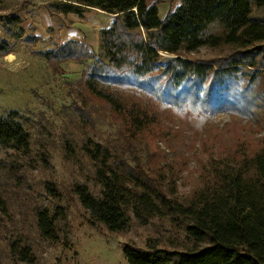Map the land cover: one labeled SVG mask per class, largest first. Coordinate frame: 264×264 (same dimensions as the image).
Instances as JSON below:
<instances>
[{"label": "trees", "instance_id": "16d2710c", "mask_svg": "<svg viewBox=\"0 0 264 264\" xmlns=\"http://www.w3.org/2000/svg\"><path fill=\"white\" fill-rule=\"evenodd\" d=\"M158 3L54 0L49 5V10L57 12L82 15L100 10L114 15L100 31L99 53L74 39L41 53L56 72L58 63L66 60L86 64L74 85L87 107L75 101L71 106L83 127H94L93 114L116 126V138L106 143L87 138L83 146L101 186L99 193L86 183H75L72 191L89 212L91 223L111 232L126 230L130 213L141 225L158 219L183 228L187 245L123 243L127 264H264V137L253 140L251 148L249 141L237 140L231 147L209 148L195 185L184 196L178 191L179 177L169 169L172 156L157 144L171 147L185 138L183 125L176 126L166 115L172 108L198 119L189 120L191 132L195 122L211 120L219 111L236 113L250 122L258 108L250 89L264 71V15L254 9L264 8V0H180L163 19ZM222 45L231 48L223 57L183 56L202 46ZM2 49L3 56L10 53L6 43ZM161 53L174 55L164 68L158 63ZM27 121L17 110L0 115V145L29 156V134L22 126ZM145 140L150 142V147L145 144L149 159L155 158L154 147L160 159L168 162L157 168L147 158H135L133 147L138 141L144 146ZM22 169L18 162L0 160V180L21 182ZM46 188L53 198L60 195L54 183ZM21 198L16 209H29L39 237L58 241L65 208L35 199L28 202L27 194L24 201ZM12 201L8 190H0L3 216L10 214ZM0 230L9 232V253L33 257L29 238L11 220L0 219Z\"/></svg>", "mask_w": 264, "mask_h": 264}, {"label": "rangeland", "instance_id": "374dc122", "mask_svg": "<svg viewBox=\"0 0 264 264\" xmlns=\"http://www.w3.org/2000/svg\"><path fill=\"white\" fill-rule=\"evenodd\" d=\"M53 1L0 0V115L17 110L27 116L28 121L22 122V126L29 134L31 145L29 156L0 145V160L18 162L23 166L19 174L21 182L0 180V190H8L13 196L10 214L3 216L0 212V219L11 220L19 227L21 234L29 238L33 252L30 259L12 255L6 248L9 232L0 230V264H127L122 253L123 243L141 247L155 244L167 248L187 245L189 242L183 228L167 221L153 219L141 225L130 213L128 227L122 232H111L100 223H91L89 212L72 191L75 183H86L93 193H99L101 186L94 178L93 163L83 146L87 138L101 143L116 138V126L93 114L97 119L94 127H83L71 106L75 101L87 107L82 103L81 95L78 96L80 89L74 85L86 64L66 60L58 63L60 70L56 72L41 53L71 39L81 41L91 52L99 53L100 31L106 27L110 16L95 10H87L82 15L49 10ZM178 1L158 0L162 15ZM254 11L264 15V8ZM4 43L10 52L5 56L1 52ZM230 49L224 45L202 46L183 56L210 60L227 55ZM9 55L13 59L7 58ZM173 56L161 53L160 68H164ZM250 92L258 108L249 123L246 117L219 111L211 120L195 122V131L191 132L189 120L197 118L180 109L166 111L168 119L176 126L183 125L185 132V138L174 142L171 147L165 142H157L162 151L172 156L169 169L179 177L181 196L187 195L195 185L197 170L207 158L209 148L231 147L236 140L249 141L247 145L251 148L253 140L264 137V71L262 79L251 87ZM146 141L144 146L139 145V141L136 143L131 151L133 156L142 161L147 158L157 168L167 163L160 159L154 147L155 158H148L145 144L150 147V142ZM49 182L59 190L57 198L47 191ZM12 184L15 187H11ZM25 194L29 196L28 202L35 199L42 205L65 208L66 219L58 223V241L39 237L29 209L22 206L17 211L16 207L21 205V197L24 201Z\"/></svg>", "mask_w": 264, "mask_h": 264}, {"label": "crops", "instance_id": "0c3cea01", "mask_svg": "<svg viewBox=\"0 0 264 264\" xmlns=\"http://www.w3.org/2000/svg\"><path fill=\"white\" fill-rule=\"evenodd\" d=\"M146 2L148 3V4H151L152 3V1L150 0V1H148V0H146ZM180 5V0L178 1V3L176 4V5H174V7L170 10V11H173L176 7H178ZM157 9H158V14H159V17L161 18V19H163L165 16H166V14H167V12H168V9H165V13H164V15H162V12H161V8H160V5L158 4L157 5ZM98 12H100V13H103V14H107V13H104V12H102V11H100V10H97ZM167 11V12H166ZM107 15H109L110 17H108V24L106 25V27L109 25V23L113 20V16L114 15H111V14H107Z\"/></svg>", "mask_w": 264, "mask_h": 264}, {"label": "bare ground", "instance_id": "6f19581e", "mask_svg": "<svg viewBox=\"0 0 264 264\" xmlns=\"http://www.w3.org/2000/svg\"><path fill=\"white\" fill-rule=\"evenodd\" d=\"M7 58L13 59V57L11 55L7 56Z\"/></svg>", "mask_w": 264, "mask_h": 264}, {"label": "water", "instance_id": "95a60500", "mask_svg": "<svg viewBox=\"0 0 264 264\" xmlns=\"http://www.w3.org/2000/svg\"><path fill=\"white\" fill-rule=\"evenodd\" d=\"M166 59H168V57H167ZM158 63L160 64V63H161V61H158Z\"/></svg>", "mask_w": 264, "mask_h": 264}]
</instances>
